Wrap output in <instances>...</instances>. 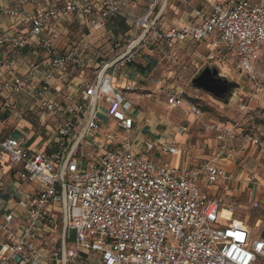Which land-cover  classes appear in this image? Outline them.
I'll use <instances>...</instances> for the list:
<instances>
[{
    "label": "built area",
    "instance_id": "1",
    "mask_svg": "<svg viewBox=\"0 0 264 264\" xmlns=\"http://www.w3.org/2000/svg\"><path fill=\"white\" fill-rule=\"evenodd\" d=\"M94 1L12 0L9 6L0 5V17L11 19L17 27L0 33V72L8 75L0 84V118L40 75L46 81L57 71L85 68L80 52L60 50V36L44 32L49 24L75 16L88 19L90 28L98 30L121 19L132 33L122 47L114 45L120 48L116 57L98 63L92 81L84 84L74 104L33 98L39 120L51 116L56 121V151L28 150L22 139L0 136V164L16 169L19 180L38 189L35 196L17 204L21 223L17 224L13 212L1 217L0 264H264V202H251L253 213L243 221L232 218L221 225L224 210L234 215L235 209L205 193L217 180H229L215 163L226 154L228 144L242 139L238 148L229 149L237 155L248 147L258 149L260 140L253 135L242 137L236 130L239 125L227 129L212 125L208 131L219 144L217 155L198 166L176 168L135 154L129 138L114 145L115 135L109 129L99 136L100 103L119 131L127 137L134 131L126 110L127 94L113 87L112 78L139 50L154 44H195L212 37L211 52L229 53L237 62L239 76L255 80L254 66L264 54V0L214 3L206 13L194 12L198 24L164 30L150 19L156 3L148 13L135 17L129 10L137 0H97L98 11ZM43 2L47 5L32 15L22 12L25 3ZM22 25L25 31L19 28ZM30 45L42 52L48 69L29 65L25 74H14L12 61ZM5 48L9 53L3 54ZM164 93L169 109L181 105L182 91L165 89ZM190 113L197 117L200 110L190 107ZM154 148V143H146L145 153ZM161 151L176 153L169 146ZM80 158L89 159L87 171H82ZM248 178L255 185L252 175ZM4 188L0 172V190ZM69 231L75 234L72 244L67 243ZM229 233H240L244 240Z\"/></svg>",
    "mask_w": 264,
    "mask_h": 264
},
{
    "label": "crops",
    "instance_id": "2",
    "mask_svg": "<svg viewBox=\"0 0 264 264\" xmlns=\"http://www.w3.org/2000/svg\"><path fill=\"white\" fill-rule=\"evenodd\" d=\"M12 0H0V5L9 6ZM179 6L172 5L171 0H137L130 8L132 16L141 17L148 13L149 8L153 3H156L155 9L150 15V19L155 21L156 26L159 29H167L169 27H182L191 23H199V20L195 18V11L207 12L208 8L195 7L190 13H187L183 8H187L191 5L190 0H175ZM212 0H206V3H211ZM217 0H214L216 2ZM220 4H230L233 0H219ZM95 3V11L99 10V4L97 0ZM148 3V4H147ZM47 5L45 2L40 5L26 4L22 7V12L27 15H32L36 12L40 6ZM169 9L173 12L174 16H177L175 20H165L164 14ZM14 21L6 17H0V33L10 32L16 30ZM22 31L27 28L26 25L19 27ZM79 29L86 32V37L80 39L77 42H73L72 38L75 34V30ZM45 33H57L60 36L57 47L60 50H76L81 53V59L85 68L82 70L57 71L53 73L49 79L43 81V75L39 76V81H34L24 91L17 96L15 102H12L11 106L7 110L6 114L0 118V136L9 138L22 139L25 143L24 148L28 150H34L38 152L52 153L57 150L58 144L56 142V121L53 117L48 116L46 121L41 122L33 107V98L45 97L46 99L55 101L62 105H71L79 98V94L84 88V84L92 81L87 80L88 74L91 70H94L93 77L97 72L98 63L102 61L111 60L120 53V48H115L114 45L122 47L124 40L132 34L131 30L121 19L111 20L102 28L95 30L90 28L88 19L82 17H71L68 20L56 21L51 23L44 31ZM97 36L98 40H103L107 37V40L111 42H105L107 45L103 46L106 51L109 49V45L112 46L111 56L101 60L99 56H95L94 51L88 39L92 35ZM207 39L200 43H195L198 46L205 47L209 52L212 51L211 41ZM97 41V44L103 43ZM106 41V40H105ZM181 43H187V41H181L179 43L171 44H154L149 49L139 50L133 60L120 69L118 73L113 76V87L118 92H126V105L127 115L133 120L135 130L132 132V137L129 139L132 142L133 152L135 154H145L149 161L154 162L156 165H168L170 167L182 168L183 166H198L204 161H210L213 159V154H216L219 148L217 139L214 133H210L208 128L213 124H207L203 121L202 115L195 117L190 113V109L178 108L180 112L179 118H172L170 122L168 118H158L155 112L159 113L160 110L157 104L151 103L150 110L145 107L141 109L142 97L137 92H147L151 89L150 77L155 69V61L153 54L158 56H164L166 51L173 48L174 45ZM190 43V42H188ZM193 44V43H191ZM194 44V45H195ZM110 46V47H111ZM3 54L9 53L8 49L3 50ZM219 54H227L225 52H218ZM223 56V55H222ZM230 56V54H229ZM262 56V55H261ZM260 56V57H261ZM231 56H230V58ZM238 71V65L235 60H232ZM29 65L37 66L41 71L47 70V60L42 52L38 51L33 45H30L24 50L23 56L18 59H14L11 63L12 70L16 75H23L29 69ZM256 65V64H255ZM255 67V66H254ZM8 78L6 72H0V84L2 81ZM157 84V83H156ZM155 84V86H156ZM161 84V83H159ZM45 87L47 90H43ZM160 87V86H159ZM147 89V90H146ZM55 90H59L57 93ZM152 94H146V99L150 98ZM2 95L0 94V104L2 103ZM31 111L29 112V110ZM105 104L99 105V118H100V131L101 136L105 130L109 129L115 135L119 131L115 123L107 118L105 114ZM29 116L25 118L27 115ZM186 119L185 124H181V118ZM188 117V118H187ZM179 124V127L175 124ZM138 127V128H137ZM228 126L220 125V128L227 129ZM185 129V131H182ZM131 135V134H130ZM123 142V141H121ZM121 142H117L115 139L114 145H120ZM89 142H87L88 144ZM154 143L155 148L145 153V144ZM240 139L228 144L225 155L216 160V164L225 170L228 179L227 182L234 185L232 199H243L245 192L252 193L253 190H257L256 195L248 197L247 206L241 210L245 215H237L233 218L236 221H243L246 215L249 213L252 215L250 203L251 202H264V150L254 149L248 147L244 152L232 155L229 153L230 148H238L240 146ZM172 147L176 150L175 154L169 152H162V147ZM264 147V146H263ZM262 147V148H263ZM169 156V157H168ZM213 156V157H212ZM168 157V158H167ZM167 158V160H166ZM15 170H10L8 164H0V172L3 174L4 190H0V219L3 215L13 212L16 217L17 224L22 221L18 219L21 213L18 210V203L23 199H28L35 196L38 191L37 185L32 183H26L19 180ZM252 175L255 180V185L248 182V176ZM212 198V197H211ZM259 213V212H258ZM260 214V213H259ZM58 237V235H57ZM3 240V238H2Z\"/></svg>",
    "mask_w": 264,
    "mask_h": 264
},
{
    "label": "rangeland",
    "instance_id": "3",
    "mask_svg": "<svg viewBox=\"0 0 264 264\" xmlns=\"http://www.w3.org/2000/svg\"><path fill=\"white\" fill-rule=\"evenodd\" d=\"M205 1L206 0H193L190 2L191 5L187 8H183V10L187 13H190L195 7L203 6L205 9H209L210 5L212 4L221 3L219 0L216 2L212 0L211 3H206ZM171 2L172 5L179 6L177 1L171 0ZM163 17H165V20L169 21L175 20V18H177V16H174L173 12H171L169 9L166 10V13ZM74 32L78 35H73V42H77L89 35H86L85 31L79 29H76ZM90 38L91 39H88V43L90 44V47L96 51L95 56H99V58L103 60L107 58L106 55L108 57L112 55V53H110V50H112L111 45H109L108 50L105 51L103 49V46L107 45L105 42H111V40H107L106 37L103 40L100 39L103 43L97 44L96 42L100 40L97 39L95 34ZM222 55L218 52H210L209 54L205 47H201L196 44L194 45L188 42L174 45L173 48L166 51L164 56H158L156 54L151 55L153 56V59L156 63L154 66L155 69L149 81L151 82L152 86L150 90L146 89L147 92H137V94L143 98L140 103V108L143 109L145 107L147 110H150L149 108L151 103L157 104L160 106V110H157L159 113L155 112L156 117L162 119L168 118L171 122L172 118H179V107H188L189 109L190 107H195L200 110L202 119L205 123L218 125L219 127L220 125H239L237 126L239 128L236 130L240 132V135L242 137L243 135H253L262 142V146L259 147L257 151L260 149L264 150V54L259 58V61L254 67L253 76L255 77V80H250V78L246 76L240 77L238 71L236 70L235 64L231 59H229V53L226 56H224V54ZM210 56L212 58L209 60ZM206 67H214L218 69L221 76L225 77L229 82H234L239 85L236 97L229 99V104L227 106H224L222 103L218 102L214 98H211L204 92L194 90L191 87V81L201 70ZM93 73L94 70H91L90 74H88L87 80H91L93 78ZM165 89L183 92L180 106L175 109H169L167 106V96L164 93ZM150 93L152 96L146 99V94ZM30 111L31 109L29 112ZM28 116L29 114L25 118ZM183 118L184 117L181 118V124L186 125V119ZM175 124L179 127V124ZM131 137L132 133L128 137L124 132L121 133L116 131L115 133V139L117 142L125 141L127 138L131 139ZM238 139H240V142L242 141L241 138ZM215 155H217V153L213 154V156ZM80 159L82 162V171H87L88 165L90 164L89 159ZM225 187L228 188L227 191L223 190ZM233 188L234 185L229 184L227 180H217L214 183V186L205 191V193L212 198L214 196L222 198L225 204H231L235 209V214L245 215L243 212H241V210L243 207L247 206L246 198L250 196L252 197V195L255 196L257 190H253L251 194L245 192L243 199L236 200L232 199V195L230 194L233 192ZM235 214L230 216L223 215L219 223L221 225L228 224L230 220L235 217ZM68 234L69 236L67 243H74V232L69 231Z\"/></svg>",
    "mask_w": 264,
    "mask_h": 264
},
{
    "label": "water",
    "instance_id": "4",
    "mask_svg": "<svg viewBox=\"0 0 264 264\" xmlns=\"http://www.w3.org/2000/svg\"><path fill=\"white\" fill-rule=\"evenodd\" d=\"M191 87L194 90L204 92L224 106L229 104V99L236 97L237 90L239 89L238 84L229 82L214 67H206L201 70L191 81Z\"/></svg>",
    "mask_w": 264,
    "mask_h": 264
},
{
    "label": "snow or ice",
    "instance_id": "5",
    "mask_svg": "<svg viewBox=\"0 0 264 264\" xmlns=\"http://www.w3.org/2000/svg\"><path fill=\"white\" fill-rule=\"evenodd\" d=\"M229 235H230V236H231V235H235L237 240H240V241H243V240H244V236H243L242 234H240V233H235V234H233V233H229ZM228 255L231 256V253H229ZM249 258H250V257H249Z\"/></svg>",
    "mask_w": 264,
    "mask_h": 264
},
{
    "label": "trees",
    "instance_id": "6",
    "mask_svg": "<svg viewBox=\"0 0 264 264\" xmlns=\"http://www.w3.org/2000/svg\"><path fill=\"white\" fill-rule=\"evenodd\" d=\"M59 231H60V226H58V229H57V232H56V234L59 236L60 234H59ZM56 235V236H57Z\"/></svg>",
    "mask_w": 264,
    "mask_h": 264
},
{
    "label": "bare ground",
    "instance_id": "7",
    "mask_svg": "<svg viewBox=\"0 0 264 264\" xmlns=\"http://www.w3.org/2000/svg\"><path fill=\"white\" fill-rule=\"evenodd\" d=\"M223 215H225V216H230V215H228L227 214V212L224 210V212H223Z\"/></svg>",
    "mask_w": 264,
    "mask_h": 264
}]
</instances>
